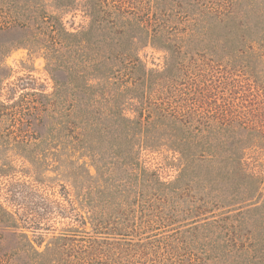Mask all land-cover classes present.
Listing matches in <instances>:
<instances>
[{"label":"trees","instance_id":"16d2710c","mask_svg":"<svg viewBox=\"0 0 264 264\" xmlns=\"http://www.w3.org/2000/svg\"><path fill=\"white\" fill-rule=\"evenodd\" d=\"M9 2L14 48L53 88L11 87L0 160L29 163L35 192L53 173L65 204H0V264H264V0ZM152 154L178 163L173 180Z\"/></svg>","mask_w":264,"mask_h":264},{"label":"rangeland","instance_id":"374dc122","mask_svg":"<svg viewBox=\"0 0 264 264\" xmlns=\"http://www.w3.org/2000/svg\"><path fill=\"white\" fill-rule=\"evenodd\" d=\"M12 22L13 17L9 0H0V102H4L9 107L13 102L10 89L20 79L32 78L37 83L36 88L42 89L46 93H50L53 88L52 79L46 71L42 56L26 48H14L16 33L13 30ZM83 25L84 20L80 16L74 18L68 16L66 18V27L69 30L79 29ZM140 57L148 68H160L163 64V53L158 51L146 49L140 53ZM12 111L13 109H9V113ZM3 130L10 133L15 131L8 122L0 127V133ZM12 146L13 141L9 137L0 142V148L2 149H9ZM173 161L169 154H152L146 157L147 167L156 171L164 181H171L178 174L179 165L173 163ZM9 162L3 163L0 160V204L4 208L11 212L26 213L32 207V204H40L42 198H49L52 201L56 200L65 204L63 200L64 192L57 186V183L60 182L55 179L53 173H45L47 177L51 178L52 184H49L53 186L50 187L51 191L41 189L35 192L30 189L32 185L37 186L32 176L31 165L22 163L21 160L15 157H10ZM65 186L70 190L68 184H65ZM262 194L264 196V185ZM54 215L51 216L50 225L57 231L61 230L63 224H66L68 220ZM164 231L170 233V229ZM50 235L51 233L48 234V237Z\"/></svg>","mask_w":264,"mask_h":264}]
</instances>
